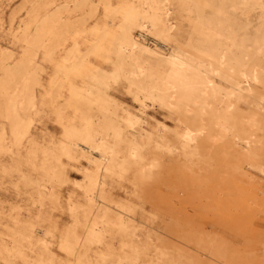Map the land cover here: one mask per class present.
I'll return each instance as SVG.
<instances>
[{
	"label": "rangeland",
	"instance_id": "obj_1",
	"mask_svg": "<svg viewBox=\"0 0 264 264\" xmlns=\"http://www.w3.org/2000/svg\"><path fill=\"white\" fill-rule=\"evenodd\" d=\"M141 1L0 0V264H264V0Z\"/></svg>",
	"mask_w": 264,
	"mask_h": 264
},
{
	"label": "bare ground",
	"instance_id": "obj_2",
	"mask_svg": "<svg viewBox=\"0 0 264 264\" xmlns=\"http://www.w3.org/2000/svg\"><path fill=\"white\" fill-rule=\"evenodd\" d=\"M103 1V0H102ZM209 1V0H208ZM213 1V0H212ZM218 1V0H217ZM224 1V0H223ZM88 2V1H87ZM220 2H221V0H220ZM239 2V1H238ZM237 2V3H238ZM83 3H85V2H83ZM108 3V2H107ZM141 3H142V5H141V7H139L140 8V10H139V13H140V17H139V20H138V23L136 24V27H138V28H140V29H146L145 27H146V25H145V23H144V21L145 20H148L149 21V23L153 26V28H154V36H156L157 38H158V42H157V44H160V43H163L164 42V44L165 43H167V37L165 36V34L166 33H170V30L171 29H173L172 28V26L171 25H169V23H168V20L167 21H165L164 19L165 18H163V16H165V15H169V12H170V10L168 9V8H163L162 6H161V0H142L141 1ZM211 3V2H210ZM51 4V3H50ZM50 4H44V6L43 7H49V6H51ZM195 4V3H194ZM197 4V3H196ZM235 4V3H234ZM53 5V4H52ZM108 5H110V3L108 4ZM211 4H209V6H210ZM238 5V4H237ZM240 5H241V3H240ZM33 6V5H32ZM65 7H63V10L62 9H60V7H59V9H60V11H57V12H54L53 14H52V16L50 17L52 20H51V23H52V26L53 27H57L58 26V24L60 23V22H65L66 20H67V18L69 17V15H70V13H71V11H72V8H71V5H69V3L67 2L66 3V5H64ZM77 5H75V7H76ZM78 6H80V5H78ZM201 6V5H200ZM199 6V9L200 8H203L202 6L200 7ZM219 6H222V5H219ZM218 6V7H219ZM226 6V5H225ZM74 7V6H73ZM82 7V6H81ZM84 7V6H83ZM85 7H86V5H85ZM138 7V6H137ZM196 7H197V5H196ZM214 7V6H213ZM229 7V6H228ZM58 8V7H57ZM56 8V9H57ZM79 8V7H78ZM89 8V7H88ZM136 8V7H135ZM198 8V7H197ZM197 8H196V10H197ZM205 8H206V6H205ZM212 8V7H211ZM225 8V7H224ZM231 8L233 9V7L231 6ZM55 9V10H56ZM59 9H57V10H59ZM90 9V8H89ZM228 9H230V8H228ZM231 9V10H232ZM62 10V11H61ZM80 10V9H79ZM132 10H134V9H132ZM207 10H209V8L207 9ZM89 11V10H88ZM205 11V10H204ZM225 11V10H224ZM199 12V11H198ZM216 12H217V10H216ZM221 13V12H220ZM225 13H226V11H225ZM225 13H224V15H225ZM128 15L130 14V13H127ZM204 14H206V13H204ZM203 14V15H204ZM210 14H212V13H210ZM46 13L44 14L43 13V15L41 16V17H43V20H44V18L46 17ZM221 15V14H220ZM216 17V16H215ZM221 17V16H220ZM225 17V16H224ZM47 18V17H46ZM49 18V19H50ZM127 18V17H126ZM203 18V17H202ZM205 18V17H204ZM207 18V17H206ZM222 18V17H221ZM132 19V18H131ZM197 19V18H196ZM29 20H30V16H29ZM32 20V19H31ZM37 20V19H36ZM42 20V21H43ZM128 20V19H127ZM217 20H219V19H217L216 18V20L215 21H217ZM41 21V22H42ZM29 22V21H28ZM73 22H77V21H73ZM211 22V21H210ZM214 22V21H213ZM226 22V21H225ZM197 23V22H196ZM195 23V24H196ZM198 23H200V22H198ZM202 23H204V22H201V24L200 25H202ZM206 23V22H205ZM215 23H217V22H214V25H215ZM30 24H32L31 23V21H30ZM39 24V23H38ZM37 24V25H38ZM41 24V23H40ZM219 24H220V22H219ZM29 25V24H28ZM73 25V24H72ZM79 25V24H78ZM133 25V24H132ZM207 25V24H206ZM212 25V24H211ZM59 26H60V24H59ZM129 26H131L130 24H129ZM228 26V25H227ZM63 27L65 28V29H67V24H65V25H63ZM210 27V26H209ZM215 27V26H214ZM214 27H213V29H214ZM31 28H32V26H31ZM30 28V29H31ZM45 28H46V25H45ZM59 28V27H58ZM62 28V27H61ZM72 28V27H71ZM220 28V27H219ZM218 28V31L220 30ZM224 28H225V25H224ZM226 28H229V27H226ZM264 28V27H263ZM35 29H37V28H35ZM43 29V28H42ZM56 29V28H55ZM222 29V28H221ZM257 29V28H256ZM127 30V29H126ZM129 30V29H128ZM201 30V29H200ZM210 30V29H209ZM62 31V30H61ZM71 31H73V30H71ZM223 31V30H222ZM31 32V31H30ZM37 32V31H36ZM39 32V31H38ZM47 32V31H46ZM56 31H54V34L56 35V33H55ZM64 32V31H63ZM124 33H125V31H123ZM152 32V31H151ZM196 32V31H195ZM216 32V31H215ZM231 32V31H230ZM229 32V33H230ZM42 33H43V31H42ZM44 33H45V30H44ZM197 33V32H196ZM195 33V34H196ZM221 33V32H220ZM224 33V32H223ZM225 33H227V32H225ZM51 34V33H50ZM49 34V35H50ZM198 34V33H197ZM201 34V33H200ZM231 34H233V32L231 33ZM59 35V34H58ZM63 35V34H62ZM61 35V36H62ZM203 35V34H202ZM218 35H220V34H218ZM28 36V35H27ZM40 36V35H39ZM60 36V35H59ZM125 36V35H124ZM236 36V35H235ZM64 37H65V35H64ZM67 37V36H66ZM212 37H213V35H212ZM227 38H228V36H226ZM153 38V37H152ZM220 38V37H219ZM224 38V37H223ZM235 38V37H234ZM25 39V38H24ZM50 39H51V37H50ZM217 39V38H216ZM236 39V38H235ZM235 39H234V41H235ZM64 40H65V38H64ZM126 40H127V46H124V48H123V50H121V51H123V53L125 54L124 55V57H125V59L126 60H124V61H130V60H136L135 59V57H134V55H133V50H134V48L137 46V45H139L140 43L136 40V38L132 35V33L130 32V30L128 31V33H127V35H126ZM149 40V39H148ZM204 40V39H203ZM203 40H201L202 42H203ZM233 40V39H232ZM231 40V41H232ZM257 40H258V37H257ZM33 41V40H32ZM31 41V42H32ZM201 41H199V44H200V42ZM221 41V40H220ZM45 42V41H44ZM64 42V41H63ZM205 42V41H204ZM209 42H212V41H209ZM213 42H216V40L215 41H213ZM49 43V42H48ZM208 43V42H207ZM156 44V43H155ZM168 44V43H167ZM206 44V43H205ZM214 44V43H213ZM218 44V43H217ZM221 44V43H220ZM31 45V44H30ZM121 45V44H120ZM212 45V44H211ZM219 45V44H218ZM27 46V45H26ZM205 46H207V45H205ZM212 46H214L215 47V45H212ZM245 46V45H244ZM254 46V45H253ZM40 47V46H39ZM38 47V48H39ZM46 47V46H45ZM57 47V46H56ZM204 47V46H203ZM220 47V46H219ZM222 47V46H221ZM243 47V46H242ZM122 48V47H121ZM208 48H209V46H208ZM211 48H213V47H211ZM216 48H218V47H216ZM248 48V47H247ZM40 49V48H39ZM200 49V48H199ZM205 49V48H204ZM224 49V48H223ZM229 49V48H228ZM211 50V49H210ZM214 50H215V48H214ZM217 50V49H216ZM226 50V49H225ZM244 50V49H243ZM28 51H29V49H28ZM32 51H34V49L32 50ZM49 51H51V50H49ZM198 51V50H197ZM220 51V50H219ZM250 51V50H249ZM2 52V51H1ZM52 52V51H51ZM50 52V53H51ZM208 52V51H207ZM211 52H212V50H211ZM224 52H226V51H224ZM223 52V53H224ZM241 52V51H240ZM255 52V51H254ZM7 53V52H6ZM27 53V52H26ZM205 53H206V51H205ZM232 53V52H231ZM230 53V54H231ZM251 53V52H250ZM34 54H35V52H34ZM47 54H49V53H47ZM122 54V53H121ZM207 54V53H206ZM209 54V53H208ZM207 54V55H208ZM215 54V53H214ZM228 54V53H227ZM242 54V53H241ZM249 54V53H248ZM4 55V54H3ZM27 55V54H26ZM119 55V54H118ZM210 55V54H209ZM213 55V54H212ZM123 55H121V57H122ZM181 56V55H180ZM228 56V55H227ZM236 56V55H235ZM4 57V56H3ZM8 57V56H7ZM26 57V56H25ZM27 57H28V55H27ZM34 57V56H33ZM119 57V56H118ZM124 57H122V58H124ZM173 57V56H172ZM176 57V56H175ZM237 57V56H236ZM239 57V56H238ZM170 58H171V56H170ZM207 58H209V56H207ZM0 59H2V58H0ZM4 59H5V57H4ZM8 59H9V57H8ZM11 59V58H10ZM35 59V58H34ZM120 59V58H119ZM172 59V58H171ZM174 59V58H173ZM177 59H178V57H177ZM190 59V58H189ZM192 59V58H191ZM211 59V58H210ZM234 59V58H233ZM6 60H7V58H6ZM12 60V59H11ZM31 60V59H30ZM121 60H123V59H121ZM232 60V59H231ZM230 60V61H231ZM235 60V59H234ZM236 60H238L237 58H236ZM235 60V61H236ZM240 60V59H239ZM5 61V60H4ZM176 61V60H175ZM194 61V60H193ZM199 61V60H198ZM223 61V60H222ZM221 61V63H223ZM20 62H21V60H20ZM136 62V61H135ZM195 62V61H194ZM220 62V61H219ZM232 62V61H231ZM244 62V61H243ZM28 63V62H27ZM130 63V62H129ZM177 65H179V68H175L176 69V71H175V69H174V67H173V69H174V75L170 78L169 77V79H168V77H167V80H165V83H164V81H163V83H164V86H165V89H169V90H171V92H173L172 93V95L173 94H178V93H181V94H184V93H186V92H192L193 90H194V88H195V82H196V79H198L197 78V76L200 74V72H202V71H200L199 69H196L195 67H194V64L193 65H191L189 62H188V60H187V58L186 57H179V60H177L176 62H175ZM197 63H199V62H197ZM227 63V62H226ZM230 63V62H229ZM238 63H240V62H238ZM242 63V62H241ZM246 63V62H245ZM17 64V63H16ZM30 64V63H29ZM32 64H33V62H32ZM31 64V65H32ZM122 64V63H121ZM125 64V63H124ZM132 64H133V62H132ZM37 65H38V63H37ZM131 64H129V66H130ZM137 65V64H136ZM236 65H238L237 63H236ZM17 66V65H16ZM131 66H133V65H131ZM130 66V67H131ZM141 66V65H140ZM176 66V65H175ZM196 66V65H195ZM199 66H200V64H199ZM8 67V66H7ZM20 67V66H19ZM135 67V66H134ZM235 68H236V66H234ZM241 67V66H240ZM1 68V67H0ZM21 68V67H20ZM19 68V69H20ZM24 68V67H23ZM123 68V67H122ZM140 68V67H139ZM243 68H245L244 66H243ZM172 69V70H173ZM205 69V68H204ZM9 70V69H8ZM22 70V69H21ZM24 70V69H23ZM32 71V70H31ZM34 71H37V70H34ZM6 72H7V69H6ZM9 72V71H8ZM18 73H19V71H17ZM141 72V71H140ZM145 72V71H144ZM203 72H204V70H203ZM245 72V71H244ZM10 73V72H9ZM16 73V72H15ZM32 73H34V72H32ZM131 73V72H130ZM132 73L136 76V80H137V78H138V81H139V77L141 76L140 74L141 73H139V70H134L133 69V71H132ZM205 73V72H204ZM12 74V73H11ZM14 74V73H13ZM203 74V73H202ZM7 75H9V74H7ZM129 75V74H128ZM132 75V74H131ZM143 76H145V75H143ZM12 77V75L10 76V78ZM129 77V76H128ZM131 77V76H130ZM129 77V78H130ZM204 77V76H203ZM0 78H1V76H0ZM15 78V77H14ZM29 78V77H28ZM135 78V77H134ZM145 78V77H144ZM206 78V77H205ZM2 79H4V77H2ZM12 79V78H11ZM142 79V78H141ZM201 79V78H200ZM14 80V79H13ZM132 80H133V78H132ZM205 80V79H204ZM143 81V80H142ZM202 81V80H201ZM3 82V81H2ZM11 82H12V80H11ZM10 82V83H11ZM144 82V81H143ZM200 82V81H199ZM198 82V83H199ZM203 82V81H202ZM138 83V82H137ZM141 84H144L145 85V83H141ZM208 84H210V83H208ZM10 86V85H9ZM8 86V87H9ZM17 86V85H16ZM15 86V87H16ZM143 86V85H142ZM205 86V85H204ZM4 87V86H3ZM11 87V86H10ZM146 87V86H145ZM214 87V86H213ZM18 88V87H17ZM16 88V89H17ZM11 89H13V88H11ZM197 89V88H196ZM198 89H199V87H198ZM19 90V89H18ZM163 90V89H162ZM3 91V90H2ZM1 91V92H2ZM198 92H199V90H197ZM15 92H17V91H15ZM167 92V91H166ZM205 92V91H204ZM152 93V92H151ZM8 94V93H7ZM190 94H192V93H190ZM202 94H204V93H202ZM206 94V93H205ZM178 95H180V94H178ZM188 95V94H187ZM195 95V94H194ZM7 96V95H6ZM15 96V95H14ZM168 96V95H167ZM177 96V95H176ZM192 96H193V94H192ZM196 96V95H195ZM12 97V96H11ZM17 97V96H16ZM174 97V96H173ZM181 97V96H180ZM168 98V97H167ZM188 98V97H187ZM196 98V97H195ZM12 99H13V97H12ZM75 99H76V97H75ZM168 99H170V98H168ZM184 99V98H183ZM216 99V98H215ZM73 100V99H72ZM77 100V99H76ZM171 100V99H170ZM180 100V99H179ZM204 100V99H203ZM13 101V100H12ZM169 101V100H168ZM184 101H186V100H184ZM15 102V101H14ZM31 102V101H30ZM72 102V101H71ZM80 102V101H79ZM218 102V101H217ZM12 103V102H11ZM17 103V102H16ZM190 103V102H189ZM207 103V102H206ZM220 103V102H219ZM31 104V103H30ZM75 104V103H74ZM86 104V103H85ZM190 104H192V103H190ZM15 105V104H14ZM17 105V104H16ZM193 105V104H192ZM196 105H198V103H196ZM195 105V106H196ZM201 105V104H200ZM208 105V104H207ZM210 105V104H209ZM208 105V106H209ZM213 105V104H212ZM88 107V106H87ZM202 107V106H201ZM9 108V107H8ZM16 108V107H15ZM8 110V109H7ZM6 110V111H7ZM16 110V109H15ZM14 110V111H15ZM206 111V110H205ZM17 112V111H16ZM212 112V111H211ZM215 112H216V110H215ZM217 112H219V111H217ZM203 113H205V112H203ZM213 113V112H212ZM6 114H8V113H6ZM14 114H15V112H14ZM207 115V114H206ZM94 116V115H93ZM96 116H97V114H96ZM209 116V115H208ZM215 116H216V114H215ZM8 117V116H7ZM100 117V116H99ZM98 117V118H99ZM103 118V117H102ZM209 118V117H208ZM87 119V118H86ZM93 120H94V118H92ZM89 120V119H88ZM103 120H104V118H103ZM90 121V120H89ZM96 122V121H95ZM102 122H104V121H102ZM106 122V121H105ZM220 122V121H219ZM107 123V122H106ZM106 123H104V124H106ZM19 124V123H18ZM17 124V125H18ZM21 124H23V123H21ZM20 124V125H21ZM27 124V123H26ZM94 124H96V123H94ZM213 124V123H212ZM94 126V125H93ZM97 126V125H96ZM95 126V127H96ZM17 126H15V128H16ZM28 127V126H27ZM95 127H94V129H95ZM107 127V126H106ZM253 127V126H252ZM29 128H30V126H29ZM100 128V127H99ZM18 129V128H17ZM106 129V128H105ZM119 129V128H118ZM220 129V128H219ZM29 129L27 128V131H28ZM101 130V129H100ZM116 130V129H115ZM3 131H5V129L3 130ZM12 131V130H11ZM14 131V130H13ZM26 131V132H27ZM109 131V130H108ZM111 131V130H110ZM25 132V133H26ZM117 132H118V130H117ZM13 133H15V132H13ZM104 133V132H103ZM108 133V132H107ZM227 133V132H226ZM17 135L19 134V133H16ZM21 134V133H20ZM16 136V135H15ZM22 136H26V134L25 135H22ZM22 136H20V137H22ZM1 137V136H0ZM186 137V136H185ZM23 138V137H22ZM15 142V141H14ZM20 143H18L17 145H19ZM2 145V144H1ZM2 146H4V145H2ZM1 146V147H2ZM15 146V145H14ZM169 155V154H168ZM163 161V160H162ZM184 163V162H183ZM10 250V249H9Z\"/></svg>",
	"mask_w": 264,
	"mask_h": 264
}]
</instances>
